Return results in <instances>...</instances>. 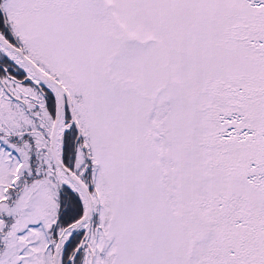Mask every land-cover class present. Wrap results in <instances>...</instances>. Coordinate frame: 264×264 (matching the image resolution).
I'll return each mask as SVG.
<instances>
[{"label": "snow or ice", "instance_id": "1", "mask_svg": "<svg viewBox=\"0 0 264 264\" xmlns=\"http://www.w3.org/2000/svg\"><path fill=\"white\" fill-rule=\"evenodd\" d=\"M0 264H264V0H0Z\"/></svg>", "mask_w": 264, "mask_h": 264}]
</instances>
